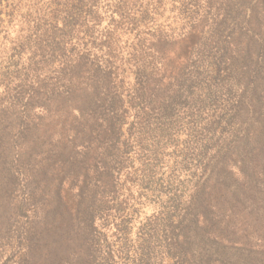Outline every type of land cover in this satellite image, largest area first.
<instances>
[{"label": "trees", "instance_id": "obj_1", "mask_svg": "<svg viewBox=\"0 0 264 264\" xmlns=\"http://www.w3.org/2000/svg\"><path fill=\"white\" fill-rule=\"evenodd\" d=\"M212 2L220 7L213 8ZM206 3L215 10L213 16L221 19L226 14L244 13L243 25L236 28L245 31L240 35L247 39L243 45L234 39L233 49L220 48L219 57L204 61L205 71L194 76L188 123L189 127L195 125V133L199 128V137L193 142L199 165L192 174L196 178L188 198L174 195L168 207L172 215L162 223L171 236L173 259L181 257L184 263L186 253H192L191 264H264V246L250 248L252 256L245 260V249L233 250L230 243L233 234L247 238L246 229L251 225L264 237V23H252L261 9L264 15V0ZM92 14L88 11L92 23L98 22ZM90 55H76L65 67L68 70L44 79L36 91L40 102L31 108V116V104L23 106L24 119L18 128L19 146H23L15 148L16 140L11 137L4 143L9 155L4 183H0V219L15 209L19 215L15 236L27 254L31 251L45 264H61L59 253L63 249L69 252L71 244L73 252L83 249L79 259L87 255L83 264L113 262L106 236L103 241L94 236L95 223L100 214L106 222L112 211L119 220L125 210L115 186L116 176L133 163L128 142H122L124 104L107 79L111 75L102 72L107 66L97 62L100 57L91 59ZM84 69L88 70L85 75ZM45 96L52 106L44 103ZM168 100L165 97L164 103ZM204 114H213V120L203 124ZM46 115L53 123L52 132L42 126ZM182 141L183 150L190 138L186 135ZM88 165L91 170L86 169ZM67 176L70 184L63 182ZM140 177V183L151 181L146 169ZM56 178L59 183L53 191L51 182ZM79 182L82 186L71 206L63 187ZM93 183L104 190L93 191ZM113 228L116 234L124 233L122 224L113 223Z\"/></svg>", "mask_w": 264, "mask_h": 264}, {"label": "rangeland", "instance_id": "obj_2", "mask_svg": "<svg viewBox=\"0 0 264 264\" xmlns=\"http://www.w3.org/2000/svg\"><path fill=\"white\" fill-rule=\"evenodd\" d=\"M206 1L0 0V183H4L9 155L4 143L11 137L16 140L15 148L19 146L18 128L24 119V104H31V116V108L40 102L36 91L42 88L44 79L54 77L61 69L68 70L65 67L76 55L88 52L91 59L100 57L97 62L107 66L102 72L111 75L107 79L124 104L120 120L124 124L122 142H128L129 160L133 159V163L125 165L124 172L116 176V195L121 193L120 202L125 209L122 218L116 220L112 211L107 225L102 214L95 223L96 240L103 241L106 236L114 256L113 262L104 264H191L189 259L194 257L186 253L184 263L181 257L173 259L174 249L169 250L171 236L162 223V219L172 215L173 210L168 207L174 195L188 198L196 178L192 174L199 165L193 147L199 128L195 133V125L189 127L188 97L195 88L194 76L205 71L204 61L219 57L225 46L233 49L234 39L242 41L241 45L247 39V35H240L245 31L236 28L243 25L244 13L226 14L221 19L213 16V8L220 4L212 2L213 8H209ZM88 11H93L98 22L92 23ZM262 22L261 9L252 23ZM248 38L255 39L252 35ZM91 42L94 44L89 45ZM87 72L84 69L82 74ZM26 82L28 85L21 88ZM30 96L33 102L28 100ZM43 101L52 106L48 96ZM212 120L213 114H204L203 124ZM41 123L53 131L47 115ZM186 135L190 147L186 146L185 152L186 148L180 147ZM91 168L88 165L86 169ZM145 169L151 181L140 183ZM170 178L173 181H168ZM54 180L53 191L59 183L57 178ZM63 182L70 184L68 176ZM69 184L63 192L73 206L82 184ZM90 188L104 190L94 183ZM7 214L0 219V264H45L31 251L27 254V248L15 236V221L19 222L15 209ZM113 223L122 224L124 233L116 234ZM246 231L247 238L233 234L230 240L233 250L245 249V260L252 256L250 248L264 246V237L254 225ZM71 247L72 244L69 252L60 251L61 264H78V260L83 264L87 255L78 258L83 249L73 252Z\"/></svg>", "mask_w": 264, "mask_h": 264}]
</instances>
